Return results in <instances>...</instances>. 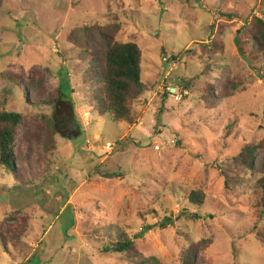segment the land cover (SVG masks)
<instances>
[{
    "label": "rangeland",
    "instance_id": "374dc122",
    "mask_svg": "<svg viewBox=\"0 0 264 264\" xmlns=\"http://www.w3.org/2000/svg\"><path fill=\"white\" fill-rule=\"evenodd\" d=\"M114 14L120 24L109 32L143 49L150 90L133 104L134 125L86 115L87 61L69 40ZM255 14L264 16V0H0V110L24 113L16 149L45 123L35 113L50 112L31 103L33 88L22 86L31 78L45 99L64 87L81 124L72 131V118L65 136L56 135L46 177L35 166L36 139L29 184L0 171V264H135L102 251L109 235H99L107 228L115 240L118 227L143 257L163 264H264L254 194L264 171L235 161L244 146L264 144V57H251L245 28ZM218 31L224 53L214 56ZM227 80L237 91L222 98ZM192 191L202 204L188 200ZM19 224L14 247L10 229Z\"/></svg>",
    "mask_w": 264,
    "mask_h": 264
},
{
    "label": "trees",
    "instance_id": "16d2710c",
    "mask_svg": "<svg viewBox=\"0 0 264 264\" xmlns=\"http://www.w3.org/2000/svg\"><path fill=\"white\" fill-rule=\"evenodd\" d=\"M223 16L228 15L223 14ZM118 24H120L119 15L114 14L103 25L100 22H95L76 28L70 34L69 40L80 49L82 56L87 61V66L82 74L85 84L84 91L89 98L85 106L86 115H91L92 112V114L101 117L108 116L114 122L119 123L121 121L134 125L138 119V113L134 110L133 104L146 94L150 88L142 77L143 49L134 41H117L115 36L109 32V28L118 27ZM245 28L252 48L251 57L254 54L263 55L264 57V16L253 15ZM240 32L238 31V34ZM220 35L221 32L218 31L212 40L211 51L214 56L223 55L224 53V44L220 39ZM238 42L241 50H243L242 52H244L243 43H240V40ZM172 58L175 60L176 56L173 55ZM207 70H210L209 65L206 66ZM15 77H18V75H10L11 80H15ZM33 81L35 79L31 78V81L22 85H25L26 89H28V86L33 88L34 94L31 97V103L37 106L38 109L48 108L50 112H43L44 110H42L35 113L36 118L43 119L45 123L40 124L32 135L25 137L22 148L16 149V143L18 129L23 121L24 113L5 109L0 110V171H5L7 174L12 175L18 183L24 184H26L25 182L29 184L28 181H32L31 169L35 166L41 170V177H46L51 171L55 164V153L58 146L56 135L62 134V137L65 136L63 131L67 130V124L71 122L72 118L73 125L69 128L72 131L81 130V124L75 118V101L65 88L60 86L53 95H48L45 99L40 96L37 87L33 85ZM39 82L38 85H45V83ZM237 84L236 81L227 80L219 93L220 96L222 98L234 96L237 91ZM186 85V88L190 87L189 84ZM167 91L171 95L168 88ZM40 131H43L44 135H41ZM69 136L66 135V137ZM33 139L38 140L40 144L42 142V151L40 154L37 153L35 166L32 160L35 153L29 146ZM262 146L264 147L262 143H250L244 146L235 157V161L249 172H258L262 175L264 155L259 156L257 152L258 148ZM263 179L264 177H261L254 186L258 218H264V197L259 194ZM188 200L195 205L197 203L202 204L204 197L201 192L192 191L188 196ZM11 218H13V215H11ZM167 219L171 220L172 218ZM21 225H17L16 230L14 227L10 229V239L13 240L14 247H17L21 242L20 236L15 234L21 229L19 228ZM107 234L109 240L104 243L103 252L124 255L130 262L135 264H163L155 257H143L139 251L135 250L134 240L125 230L118 227L115 240H113L112 232L107 228L99 236ZM184 264L190 263L186 261Z\"/></svg>",
    "mask_w": 264,
    "mask_h": 264
},
{
    "label": "built area",
    "instance_id": "2783aa9c",
    "mask_svg": "<svg viewBox=\"0 0 264 264\" xmlns=\"http://www.w3.org/2000/svg\"><path fill=\"white\" fill-rule=\"evenodd\" d=\"M163 60H164V61H168V57L165 56V57L163 58ZM171 96H173L175 100H180V99L182 98V95L179 93L178 90H175L174 92H172V93H171ZM109 146H110V145H109ZM157 148H159V147H157Z\"/></svg>",
    "mask_w": 264,
    "mask_h": 264
},
{
    "label": "clouds",
    "instance_id": "9594fccd",
    "mask_svg": "<svg viewBox=\"0 0 264 264\" xmlns=\"http://www.w3.org/2000/svg\"><path fill=\"white\" fill-rule=\"evenodd\" d=\"M168 61H169V59H168ZM168 89H170V92L172 93V91H171L172 89H171V88H168ZM175 90H177V89L175 88ZM173 92H174V91H173Z\"/></svg>",
    "mask_w": 264,
    "mask_h": 264
},
{
    "label": "water",
    "instance_id": "95a60500",
    "mask_svg": "<svg viewBox=\"0 0 264 264\" xmlns=\"http://www.w3.org/2000/svg\"><path fill=\"white\" fill-rule=\"evenodd\" d=\"M172 92L175 91V88L171 90Z\"/></svg>",
    "mask_w": 264,
    "mask_h": 264
},
{
    "label": "crops",
    "instance_id": "0c3cea01",
    "mask_svg": "<svg viewBox=\"0 0 264 264\" xmlns=\"http://www.w3.org/2000/svg\"><path fill=\"white\" fill-rule=\"evenodd\" d=\"M171 89H174V88H171Z\"/></svg>",
    "mask_w": 264,
    "mask_h": 264
}]
</instances>
